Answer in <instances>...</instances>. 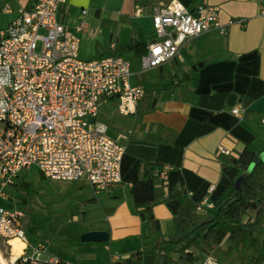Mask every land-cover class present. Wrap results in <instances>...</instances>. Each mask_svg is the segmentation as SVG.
Returning a JSON list of instances; mask_svg holds the SVG:
<instances>
[{"label":"built area","instance_id":"1","mask_svg":"<svg viewBox=\"0 0 264 264\" xmlns=\"http://www.w3.org/2000/svg\"><path fill=\"white\" fill-rule=\"evenodd\" d=\"M67 3L36 0L0 29V202L7 199L3 190L14 186L24 169L37 168L51 180L88 184L96 195L111 194L122 184L126 148L101 121V104L116 98L121 116H135L146 90L132 83V65L125 57L80 58L77 33L88 31L89 26L81 21L76 33L59 21L60 9ZM0 12L14 13L9 6ZM142 12L138 7L137 14ZM218 16L216 8L205 5L196 13L179 2L156 7L157 39L147 46L141 72L181 60V48L203 34L225 36ZM244 112L240 106L232 110L240 119ZM213 191L214 186L199 202L198 212L214 208L209 198ZM25 217L22 209L0 205V246L12 253L13 240L24 244L14 264H70L51 256L45 245L29 242L23 230ZM122 261L114 256L112 264ZM201 264L219 262L208 256Z\"/></svg>","mask_w":264,"mask_h":264},{"label":"crops","instance_id":"2","mask_svg":"<svg viewBox=\"0 0 264 264\" xmlns=\"http://www.w3.org/2000/svg\"><path fill=\"white\" fill-rule=\"evenodd\" d=\"M5 2L0 0V8L9 6L14 13L0 29L17 17L18 10L29 9L36 1ZM173 2L192 13L201 5L216 8L226 34H203L181 48V60L142 73L141 59L155 40V32L152 36L146 26L153 25L156 7ZM138 7L143 10L140 15ZM58 19L74 32L81 21L87 22L88 31L76 33L80 53L91 51L88 60L111 55L130 60L132 83L147 87L137 114L117 121L100 119L109 126L110 136L122 141L126 154L180 170L186 192L195 202L202 201L220 180L221 155L238 157L246 144L259 135L264 138V0H68ZM110 101L118 105L116 98L108 99L101 108ZM236 106L245 110L242 119L232 114ZM74 183H80L76 189L90 186ZM130 190L131 186L121 184L111 194L105 193L114 201L106 212L114 216L123 236H138L143 242L148 231L143 236L133 197V204L125 203ZM88 201L98 200L89 197ZM153 212L161 227L164 218L173 220L168 205H157Z\"/></svg>","mask_w":264,"mask_h":264},{"label":"trees","instance_id":"3","mask_svg":"<svg viewBox=\"0 0 264 264\" xmlns=\"http://www.w3.org/2000/svg\"><path fill=\"white\" fill-rule=\"evenodd\" d=\"M3 1L9 4L18 0ZM153 109L154 105L150 110ZM262 152L264 138L259 135L245 145L238 157L220 156V180L209 195L214 208L204 212L197 211L199 203L187 194L180 170L146 163L125 153L122 184L131 186L136 214L146 224L148 234L142 248L121 264H201L208 256L227 258L234 253L239 255L240 264H264V162L256 165L239 191L235 189L237 179ZM13 187L21 189L24 185ZM170 202H177V213L173 215L176 236L165 239L153 209ZM223 245H227L225 252L221 250Z\"/></svg>","mask_w":264,"mask_h":264},{"label":"rangeland","instance_id":"4","mask_svg":"<svg viewBox=\"0 0 264 264\" xmlns=\"http://www.w3.org/2000/svg\"><path fill=\"white\" fill-rule=\"evenodd\" d=\"M11 17L12 14L5 16L0 12V27ZM146 27L154 36L153 25L150 23ZM80 55L81 59L86 61L90 59L91 51L82 49ZM116 107L117 105L110 101L101 108L100 115L116 121L126 118L117 114ZM16 184L24 187L21 189L6 187L3 193L7 195V199L1 200L0 205L6 209L18 208L25 211L23 230L26 238L34 244L45 245L51 256L70 264H112L114 256L124 259L128 254L141 249L143 242L138 236L125 237L122 230L116 228L114 216L106 212L113 206L114 201L105 196V193H100L96 197L90 186L76 189L75 186H79L80 183L48 179L37 168L22 170ZM127 195L129 197L125 203L130 206V202L133 204L132 196L129 191ZM89 197L97 198L98 201H88ZM142 225V234L145 236L147 227L143 222ZM94 231L110 233V241H82L84 235ZM162 232L165 239L174 238L176 236L174 221L164 218ZM226 249L227 245H223L221 250L225 252ZM11 254L10 248L0 246V255L7 264H11ZM172 255L177 259V255ZM215 257L219 259L220 264L241 263L237 253L227 258L219 257L217 254Z\"/></svg>","mask_w":264,"mask_h":264},{"label":"water","instance_id":"5","mask_svg":"<svg viewBox=\"0 0 264 264\" xmlns=\"http://www.w3.org/2000/svg\"><path fill=\"white\" fill-rule=\"evenodd\" d=\"M36 1V0H34ZM201 66V65H200ZM264 162V152L256 156L251 163L247 172L242 174L235 183V189L239 191L241 189L242 183L250 176L256 165L260 162ZM168 208L171 210L173 214L177 213V202H170L168 204ZM110 238L109 233L103 231H94L88 233L82 237L83 242H108Z\"/></svg>","mask_w":264,"mask_h":264},{"label":"bare ground","instance_id":"6","mask_svg":"<svg viewBox=\"0 0 264 264\" xmlns=\"http://www.w3.org/2000/svg\"><path fill=\"white\" fill-rule=\"evenodd\" d=\"M11 245H12L11 264H13V262H15L16 258L22 254L24 244L21 243L19 240H13L11 242ZM0 264H7L1 255H0Z\"/></svg>","mask_w":264,"mask_h":264}]
</instances>
